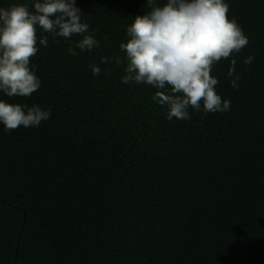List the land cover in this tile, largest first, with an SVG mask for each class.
<instances>
[{
    "label": "trees",
    "instance_id": "1",
    "mask_svg": "<svg viewBox=\"0 0 264 264\" xmlns=\"http://www.w3.org/2000/svg\"><path fill=\"white\" fill-rule=\"evenodd\" d=\"M225 2L249 39L230 58L239 88L222 60L211 74L230 109L189 120H167L152 86L122 83L115 58L146 0H76L91 52L37 27L40 88L0 100L51 115L0 124V264H264V0Z\"/></svg>",
    "mask_w": 264,
    "mask_h": 264
},
{
    "label": "clouds",
    "instance_id": "2",
    "mask_svg": "<svg viewBox=\"0 0 264 264\" xmlns=\"http://www.w3.org/2000/svg\"><path fill=\"white\" fill-rule=\"evenodd\" d=\"M0 8V92L7 97H30L41 85L30 66L37 55V44L47 47L48 38L37 36V27L53 38L71 40L81 52H91L100 46L95 30L82 22L76 0H31ZM150 9L137 15L126 28V42L119 45L125 54L116 57L117 65L124 64V84H144L156 89L152 99L166 108V119L189 120V108L194 112H227L230 101L222 100L216 92L219 81L212 71L222 60L239 54L249 39L237 21L229 19L225 0H146ZM107 40V37H104ZM69 53L77 55L69 47ZM253 56L244 59L250 65ZM110 58L101 57V63ZM92 74L101 69L91 65ZM110 74V73H109ZM231 86L238 90L240 75L236 60L230 59L227 72ZM51 109L38 105L7 103L0 100V124L5 131L20 126L38 127L50 118Z\"/></svg>",
    "mask_w": 264,
    "mask_h": 264
}]
</instances>
